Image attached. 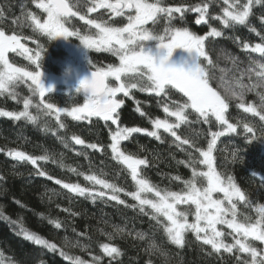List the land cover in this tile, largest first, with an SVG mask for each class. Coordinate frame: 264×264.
<instances>
[{"label": "snow or ice", "instance_id": "1", "mask_svg": "<svg viewBox=\"0 0 264 264\" xmlns=\"http://www.w3.org/2000/svg\"><path fill=\"white\" fill-rule=\"evenodd\" d=\"M214 2L215 0H203L196 5H168L166 0H83L87 14H82L79 11L81 6L79 2L34 0L35 7L41 10L43 18L35 12L25 10L22 17H18L14 23L27 24L33 32L48 40L56 37L78 38L86 49L110 53L117 58L118 63L96 67L89 59L91 68L95 70L91 71L90 77L86 76L80 81V87L85 93L83 103L71 107L57 106L45 99L46 94L51 93L54 86L46 87L42 79L43 45L39 40L27 38L36 45L34 49L30 48L22 42L23 38L20 35L9 34L0 27V97L8 96L12 101L22 104V110L19 111L0 108V117L14 121L24 120L33 125H38L41 120H44L43 131L55 135L64 147L67 148L71 141L75 145L99 151H103L102 145L87 142L77 134H72L68 138L59 135L60 130L67 128L62 117L67 116L75 122L87 121L89 124L93 118H97L105 125L109 123L114 125L115 130L110 129L111 143L108 147L111 149L112 158L128 171L135 190L127 192L105 178L106 174L102 170L101 174L94 171L80 172L78 168L64 163L63 154L59 161L47 150L44 154L35 156L20 149H8L6 155L15 161L30 163L36 169L37 176L54 180L69 193L89 198L93 203L97 200L112 201L133 209L138 208L141 213H145L146 208L150 209L151 218L163 230L167 241L178 248L182 249L185 246L186 234L191 232L199 243L211 247L212 251L207 253L209 256L213 253L220 255L239 252L247 254L250 259L241 262L240 257H237V264H264V248L258 249L252 243V241L264 243V203L253 204L233 175L218 170L217 158L214 155L219 139L226 135H239L242 132L246 141L264 138V133L257 136V130L248 122L238 120L233 123L227 116L230 104L235 100L238 109L257 117L264 126V60L250 57L249 67L238 76L231 78H228L227 69L220 68L219 85L213 87L210 70L218 68V65L207 51L206 41L210 37H223L224 32L210 26L206 34L198 35L186 26L178 27L173 23L176 19L183 21L186 13H195L198 14L194 21L197 25L208 24L210 19H216L225 29L248 26L249 31L264 41V35L250 25L253 8L264 5V0H222L225 5L222 15L210 16L209 9ZM101 9L107 10L111 18H125L127 22L123 26H115L108 20L89 17L88 14L96 13ZM2 17L3 11L0 10V18ZM72 18H78L85 23L88 26V32L70 28L68 22ZM161 18L167 21V25L162 33H155L148 25L154 26ZM260 20L264 23V16H261ZM235 39L237 43H240L239 38ZM150 41L158 43L152 47L148 43ZM177 49L194 52L195 55L182 58L180 62L169 59L173 57V52ZM242 50L258 53L264 57V42L254 45L243 42ZM9 53L25 58L34 70L12 63ZM225 59L230 60L233 66H236L238 61L237 57L231 55H226ZM166 60L167 66L164 63ZM245 76L248 82H245ZM21 85L27 87L29 96H22L17 91ZM134 90L156 96L158 106L162 108L163 113L173 119L150 118L151 129L122 126L120 109L125 100L117 97L120 95L134 99ZM172 91L181 94L183 102L173 100L170 95ZM248 93H255L259 98V104L246 102ZM135 104L137 113L147 116L141 107V101L135 100ZM32 109L36 111L33 112ZM190 112L196 114V121L190 119ZM48 118L55 120V129L49 126ZM199 122L209 125L207 135L210 138L206 148L198 147L196 140L182 137L178 132L181 126L191 128L193 123ZM213 122L221 130L212 131ZM161 132L169 134L173 138V143L181 150L192 149L187 151V160L178 162L191 170V177L188 179L180 176L170 177L172 180L183 183L184 187L181 191L161 189L153 184L142 175L141 171L142 166L149 165L148 159L129 154L121 147L123 141H128L133 134L137 133L146 134L162 142ZM201 134L193 130V135ZM194 153H198V156ZM231 157L234 163H243V155L238 157L236 151L231 153ZM41 161L58 163L62 169L67 167L70 172L83 176L91 186H82L79 183L65 182L55 178L40 167ZM251 176L264 184V175L253 172ZM3 179L4 177L0 175V181ZM120 193H125L136 203L126 204V201L121 199ZM147 194H152L153 198H148ZM216 194L221 195L217 197ZM48 199L51 200V196ZM16 203L26 207L20 201ZM240 203L253 208L256 218L240 213L238 207ZM181 205L192 208V211L180 210ZM63 210L70 212L69 209ZM39 215L44 216L43 213ZM70 215L76 216L79 213L70 212ZM190 215L193 217L191 221ZM241 216L243 219L240 218ZM0 218L17 226V235L51 252H58L64 260L68 261V264H101L100 256H92L91 260H84L83 257L66 250L72 248L87 250L88 245L83 244L79 239L72 241L65 237L63 245L57 244L25 227L22 218L12 220L5 214L2 206H0ZM48 222L56 229L64 227L58 218H49ZM218 226H226L231 231L225 233ZM113 227L114 233L100 229L109 241L114 239V234H124L126 231L119 226ZM73 231L76 230L73 228ZM127 234L131 235V233ZM85 235V233H78L80 237ZM135 235L141 241L146 239V234L143 232H137ZM226 235L232 237L231 243L226 241ZM100 248L105 256L111 258L110 264L111 261H116L123 255V251L115 243L105 242L100 244ZM145 250L167 256V252L154 239L149 242ZM0 264H17V262L0 251ZM40 264L45 262L40 261ZM148 264H152L151 260Z\"/></svg>", "mask_w": 264, "mask_h": 264}, {"label": "trees", "instance_id": "2", "mask_svg": "<svg viewBox=\"0 0 264 264\" xmlns=\"http://www.w3.org/2000/svg\"><path fill=\"white\" fill-rule=\"evenodd\" d=\"M75 3L76 0H71ZM203 0H166L168 5H196L202 3ZM225 5L222 0H215L211 4L209 13L210 16L222 15V9ZM0 10L3 11V17L0 18V27L7 33H16L23 39L28 47L35 48L36 45L27 38L39 40L43 45L41 67L42 72L51 75H61L62 66L59 63L64 56L62 47L54 39L48 40L45 37L35 33L27 25L14 23L18 17H22L25 10L35 12L43 18V13L35 7L34 0H0ZM79 11L82 14L86 13L83 0ZM90 18L108 20L115 26H123L127 21L125 18H111L107 10L101 9L96 13L88 14ZM198 14L186 13L185 19L181 21L176 19L173 23L178 27H188L192 32L198 35H204L211 27L224 32V36L220 38H209L206 41V48L212 59L218 65V68L211 69L212 85L218 87L219 77L221 75L219 69L228 70V78L238 76L240 72L245 71L250 64V57L256 60H264L258 53H250L242 50V43L250 44L264 42L255 33L249 31L248 26H236L234 28H223L221 22L216 19H210L208 24H195V18ZM264 16V5H258L253 8V15L250 17V25L254 26L262 35H264V23L260 17ZM167 21L161 18L154 26L149 24L148 27L155 33H162L166 27ZM68 26L72 29H79L81 32H88V26L81 22L78 18H72L68 22ZM94 34V30H92ZM235 38H239L240 43H237ZM77 42V40H74ZM195 53H190L186 58L194 56ZM226 55H231L238 58L236 66H233L230 60L225 59ZM9 59L12 63L33 69V66L25 59L17 54L9 53ZM96 67H106L108 64H117L118 60L112 54L107 52L88 51L87 64L91 70L89 63ZM34 70V69H33ZM245 82H248L245 76ZM111 83H115L111 81ZM223 91V89H220ZM17 91L22 96H29L30 93L26 86L21 85ZM74 91V90H72ZM173 100L183 102L181 94L172 91L170 93ZM70 91H52L46 94V101L56 104L61 107H71L83 103L85 98L84 92L70 97ZM133 98H120L125 100L124 105L120 109V123L122 126L141 127L151 129L150 118H167L163 113L162 108L158 106V98L154 95L141 93L138 90L133 91ZM135 100L141 101V107L147 116H141L137 113ZM246 102L259 104V98L255 93H248ZM0 108L10 111L22 110V104L12 101L8 96L0 97ZM35 112V109H32ZM190 119L196 121L195 113H189ZM228 119L236 123L246 121L254 126L257 130L256 135L264 133V126L261 121L250 114L244 113L238 109L237 101L233 100L227 112ZM67 125L66 130H60L59 135L65 138L72 134L81 136L85 141L97 143L103 146V151L87 149L83 146L75 145L69 141V146L64 147L55 135L51 132L43 131L44 120H41L38 125H33L24 120L14 121L9 118L0 117V175L4 177L0 181V206L6 215L12 220L22 218L25 227L42 235L50 241L63 245L65 237L72 241L77 239L85 245H88L87 250L81 248L66 249L72 251L75 255L83 257L84 260H91L92 256L102 257L101 264H110L111 258L102 253L100 244L105 242L115 243L122 251L123 255L116 261H111V264H148L151 260L152 264H237V257H240L241 262L249 260L247 254L234 252L233 254L222 253L217 255L211 252L210 246H205L199 243L193 233L186 234V244L181 249L167 241L163 230L151 218V210L146 208L145 213H141L139 209H133L125 205H119L112 201L97 200L93 203L89 198L79 197L78 195L69 193L60 185H57L54 180H49L45 177H40L35 174L36 169L28 162H18L6 155L8 149H20L29 154L40 156L45 153V150L59 161L61 154L66 165L78 168L80 172L89 173L96 172L101 174V170L108 180L116 183L124 188L127 192L135 190L134 182L131 179L128 171L112 158L111 149L108 145L111 143L110 129L115 130V126L105 125L103 121L93 118L91 124L87 121L75 122L71 118L62 117ZM48 124L51 128H56V122L52 118H48ZM193 130L201 132L199 136L193 135ZM212 131L221 130L219 126L213 122L211 125ZM182 137H188L197 141V146L206 148L209 132V125L202 122L193 123L189 126H181L178 130ZM162 142L155 138L149 137L146 134H133L128 141H123L121 147L129 154L146 157L149 161L147 167L141 168L142 175L148 178L153 184L161 189H169L171 191H181L184 187L180 181L170 179L171 176H180L183 179L191 177V170L184 164L178 163L188 159L187 149L183 151L173 143V138L166 133L161 132ZM237 152L238 157L243 155V163H234L231 153ZM77 153H85L78 155ZM198 156V153H194ZM216 164L219 171L231 174L235 177L239 186L246 192L249 199L256 203H264V184L257 178H253V172L264 175V138L252 141H246L244 134H231L221 137L217 144ZM40 167L47 171L49 175L70 183H79L82 186H91L83 176L72 173L67 167L61 168L59 164H53L51 161L40 162ZM200 167V166H198ZM203 185V181H201ZM51 196V200L48 197ZM121 199L126 201V204L131 205L136 203L131 197L125 193H120ZM20 201L26 207H22L16 203ZM240 213L247 214L253 219L256 218V213L253 208L246 207L244 204H238ZM63 209H69L70 212L79 213L72 216L70 212H65ZM43 213L41 217L39 214ZM49 218L60 219L64 227L56 229L48 222ZM243 219V216L240 217ZM119 226L125 228L124 234H114L112 241L108 240L100 229L104 232L114 233V227ZM73 228L76 230L73 231ZM224 232L231 231L226 226H223ZM17 226L0 218V251H3L6 257L12 258L17 264H40L44 261L45 264H68L58 252H51L41 246L35 245L33 242L24 239L17 235ZM137 232L146 234V239L141 241L136 237ZM78 233H85L84 237L78 236ZM127 233H131L128 235ZM154 239L167 256L161 255L159 252H149L147 248L149 242ZM227 242H232L231 236H225ZM253 246L261 249L264 244L259 241H252ZM91 253V255H89Z\"/></svg>", "mask_w": 264, "mask_h": 264}, {"label": "rangeland", "instance_id": "3", "mask_svg": "<svg viewBox=\"0 0 264 264\" xmlns=\"http://www.w3.org/2000/svg\"><path fill=\"white\" fill-rule=\"evenodd\" d=\"M77 40V42H74ZM56 42L62 47L64 51V56L61 60H59L60 65L62 66V73L61 75H51L46 74L43 72V82L45 86H54L53 91H69L75 90V86L78 84L79 79L83 78V75L86 73L87 70H91L87 64V53L88 49L84 47L81 41L78 38L71 37V38H64V37H56L54 38ZM150 46L155 47L158 43L156 41L148 42ZM181 49L175 50L172 60L176 62H180L182 58H186L181 54V56L175 55L176 51L178 52ZM115 82V81H114ZM117 98H120L118 95ZM148 198H153L152 194H147ZM221 194H216L219 197ZM180 210L182 211H192V208L188 206H179ZM193 217L190 215L189 220L191 221ZM223 231V226H218ZM264 244V243H263Z\"/></svg>", "mask_w": 264, "mask_h": 264}, {"label": "clouds", "instance_id": "4", "mask_svg": "<svg viewBox=\"0 0 264 264\" xmlns=\"http://www.w3.org/2000/svg\"><path fill=\"white\" fill-rule=\"evenodd\" d=\"M76 2L81 3L82 0H76ZM64 38H65V37H64ZM66 39H67V38H66ZM81 43H82V42H81ZM84 47L86 48V46H84ZM142 47H143V46H142ZM174 52H175V51H174ZM174 52H173V54H174ZM153 54L155 55L156 52L154 51ZM169 59H172V58H169ZM164 63H165L166 66L168 65V61H167V60H166ZM85 77H86V76H85ZM85 77L79 79V82H78V84L75 86V90H74V91H72L71 89L69 90L70 93H71V96H73V95H78L80 92H83V89L80 87V81H81L82 79H84Z\"/></svg>", "mask_w": 264, "mask_h": 264}, {"label": "water", "instance_id": "5", "mask_svg": "<svg viewBox=\"0 0 264 264\" xmlns=\"http://www.w3.org/2000/svg\"><path fill=\"white\" fill-rule=\"evenodd\" d=\"M178 53H180V52H178ZM91 71L92 70H87L86 73L83 75V77H85V76L90 77L91 76Z\"/></svg>", "mask_w": 264, "mask_h": 264}, {"label": "flooded vegetation", "instance_id": "6", "mask_svg": "<svg viewBox=\"0 0 264 264\" xmlns=\"http://www.w3.org/2000/svg\"><path fill=\"white\" fill-rule=\"evenodd\" d=\"M186 54H187V56H189L190 53H189L187 50H184V52H183L182 55L185 56ZM180 56H181V55H180Z\"/></svg>", "mask_w": 264, "mask_h": 264}]
</instances>
